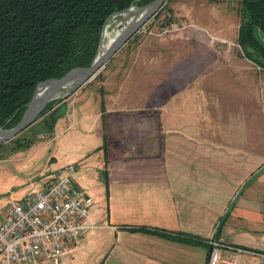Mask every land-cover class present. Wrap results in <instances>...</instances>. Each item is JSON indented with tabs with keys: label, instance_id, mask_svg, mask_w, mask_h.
Returning <instances> with one entry per match:
<instances>
[{
	"label": "crops",
	"instance_id": "1",
	"mask_svg": "<svg viewBox=\"0 0 264 264\" xmlns=\"http://www.w3.org/2000/svg\"><path fill=\"white\" fill-rule=\"evenodd\" d=\"M238 24L126 46L134 33L99 88L46 111L45 132L64 122L66 161L51 171L67 164L94 199L95 226L58 264H207L209 239L221 257L239 248L238 264H264V67L230 45Z\"/></svg>",
	"mask_w": 264,
	"mask_h": 264
},
{
	"label": "trees",
	"instance_id": "2",
	"mask_svg": "<svg viewBox=\"0 0 264 264\" xmlns=\"http://www.w3.org/2000/svg\"><path fill=\"white\" fill-rule=\"evenodd\" d=\"M150 1L0 0V126L9 127L19 121L38 82L90 64L98 48L102 25L112 12ZM167 1L154 17H158ZM236 2L237 42L248 58L264 67V45L252 35L254 25L264 35V0ZM167 11L171 9L168 7ZM166 15L161 21L163 26L174 19L171 13L167 18ZM56 102L50 101L38 114L43 116L41 122L50 127L52 117L45 113ZM10 141L13 147H19L32 140L17 134Z\"/></svg>",
	"mask_w": 264,
	"mask_h": 264
},
{
	"label": "built area",
	"instance_id": "3",
	"mask_svg": "<svg viewBox=\"0 0 264 264\" xmlns=\"http://www.w3.org/2000/svg\"><path fill=\"white\" fill-rule=\"evenodd\" d=\"M93 206V197L65 172L19 200L0 202V264H58L95 226ZM208 242L207 264H238L239 248L221 257L219 242Z\"/></svg>",
	"mask_w": 264,
	"mask_h": 264
},
{
	"label": "rangeland",
	"instance_id": "4",
	"mask_svg": "<svg viewBox=\"0 0 264 264\" xmlns=\"http://www.w3.org/2000/svg\"><path fill=\"white\" fill-rule=\"evenodd\" d=\"M202 6L206 7V9H203ZM168 7L171 11H167ZM236 8V0H169L167 5L161 9L158 17H154L156 13L151 16L137 30L126 46L131 42L135 44L151 37L155 39L166 37L184 29L191 30L189 27L202 28L199 25H207L213 28L219 25L222 32L228 34L230 33L228 29L230 24L232 25L236 20L239 23L238 14H235ZM170 13L174 19L168 25H161L164 14H167L165 17L167 18ZM121 20L122 15H117L109 21L108 36L114 34ZM202 29L201 32L205 35L214 36L215 32L213 29ZM231 42L233 43L230 45L236 46L235 50L237 53H243L236 40ZM105 66L100 67L89 81L84 83L87 85L85 88H99V81L106 69ZM253 66L255 70L260 68L255 64ZM38 118L32 122L31 126L28 125L29 127H25L22 129L23 131L18 133L24 139L30 138L32 140L28 145L13 147V142L10 140L0 144V202L19 200L33 191L45 187L47 180L53 175V171H51L55 166L53 157L55 156L60 161H66V151L61 142L60 134H56L64 122L57 125L50 132H45L40 128L42 127L40 125L43 118ZM66 165L62 167V172L69 173Z\"/></svg>",
	"mask_w": 264,
	"mask_h": 264
},
{
	"label": "water",
	"instance_id": "5",
	"mask_svg": "<svg viewBox=\"0 0 264 264\" xmlns=\"http://www.w3.org/2000/svg\"><path fill=\"white\" fill-rule=\"evenodd\" d=\"M164 2L165 0H152L141 6L132 4L122 10L112 12L102 25L98 48L90 64L85 67L74 68L60 77H50L38 82L19 121L9 127L0 126V144L10 140L30 125L50 101L57 100L59 102L55 107H53L55 103L47 107L46 110H50V116L57 118L63 114L66 111L65 98L89 81L96 71L161 8ZM117 15H122L121 23L108 39L105 47L102 48L103 42L106 40L104 30L108 27L109 21ZM252 35L259 44L264 45V35L255 25L252 27ZM263 168L264 163L256 172Z\"/></svg>",
	"mask_w": 264,
	"mask_h": 264
},
{
	"label": "bare ground",
	"instance_id": "6",
	"mask_svg": "<svg viewBox=\"0 0 264 264\" xmlns=\"http://www.w3.org/2000/svg\"><path fill=\"white\" fill-rule=\"evenodd\" d=\"M107 31H108V27L104 30V37H105V38H106V35H107ZM110 37H111V36H108V35H107L106 40H104V42H103L102 48L105 47V45L107 44V41H108V39H109Z\"/></svg>",
	"mask_w": 264,
	"mask_h": 264
}]
</instances>
